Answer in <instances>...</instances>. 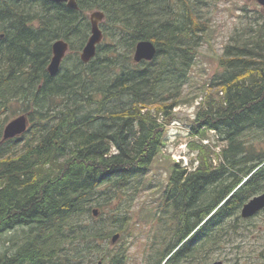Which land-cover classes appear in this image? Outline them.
<instances>
[{
	"label": "trees",
	"instance_id": "trees-1",
	"mask_svg": "<svg viewBox=\"0 0 264 264\" xmlns=\"http://www.w3.org/2000/svg\"><path fill=\"white\" fill-rule=\"evenodd\" d=\"M76 2L71 9L0 0V114L17 101L29 119L20 138L1 142L0 117V239L20 234L11 253L0 251V264L125 263L133 202L150 185L163 142L157 114L165 119L179 103L210 28L201 10L207 0ZM92 10L104 12L100 27L111 34L87 63L76 56L73 68L50 75L53 41L83 47ZM241 10L243 25L220 57L223 72L209 81L221 95L208 97L191 125L225 145L216 165L200 159L188 171L173 163L159 204L143 210L166 230L165 246L146 264H203L242 234L250 218L241 207L264 190V12ZM144 39L156 55L136 63L131 53ZM115 232L118 243L103 253Z\"/></svg>",
	"mask_w": 264,
	"mask_h": 264
},
{
	"label": "rangeland",
	"instance_id": "rangeland-1",
	"mask_svg": "<svg viewBox=\"0 0 264 264\" xmlns=\"http://www.w3.org/2000/svg\"><path fill=\"white\" fill-rule=\"evenodd\" d=\"M243 7L251 12L256 10L264 12V8L256 0H207L201 10L204 18H208L210 28L198 47V54L190 69L189 82L183 87L179 103L165 119L161 112L157 114L156 111L151 110L164 123V137L162 146L151 164L148 175L150 185L140 190L133 202L134 221L126 229L129 235L123 241L127 246V258L124 264H146L150 255L165 246V242L164 244L162 242L166 230L156 219L148 218L143 210L150 206L154 208L159 204L160 186L167 181L173 163H178L180 167L190 171L195 169L200 159L210 161L214 165L219 161V153L225 142L218 138L215 131L202 128L200 133H195L191 125L196 111L205 105L208 97L221 95V92L217 93L216 87L210 88L209 81L217 80L223 72L220 57L235 27L241 28L243 25L240 22L244 18L241 10ZM86 14L89 19V11ZM100 28L105 40L111 33L109 29L106 33L102 26ZM82 48H68L61 66L73 68L75 58L79 56ZM133 54L134 49L131 53L132 60ZM8 106L7 110L0 114V117H4L7 122L24 113L20 110L21 102L11 101ZM20 147L21 142L17 144V148ZM143 214L145 215L142 217ZM241 226L242 234L231 241L227 239L222 241L220 247L207 257L203 264L217 260L225 264H264V210L248 221L242 222ZM18 235L20 234L16 231L4 234L0 239V251L11 253L20 243ZM117 243L118 241L112 244L108 238L107 242L102 243L103 253L108 247L116 246ZM190 264H199V260H192Z\"/></svg>",
	"mask_w": 264,
	"mask_h": 264
},
{
	"label": "water",
	"instance_id": "water-1",
	"mask_svg": "<svg viewBox=\"0 0 264 264\" xmlns=\"http://www.w3.org/2000/svg\"><path fill=\"white\" fill-rule=\"evenodd\" d=\"M55 3L64 2L71 9H77L78 5L76 0H52ZM264 8V0H256ZM90 21V36L88 37L85 45L83 46L79 58L82 62L87 63L96 54L97 45L103 39V32L100 28V22L104 18V12L101 10H92L89 12ZM52 56L50 63L47 67L51 75H55L59 70V65L68 51V42L64 39H57L52 43ZM156 46L150 40H139L134 48L133 61L140 62L141 60L150 61L156 55ZM29 119L27 114H19L18 116L10 119L3 127L1 142L9 139L20 138L28 129ZM264 209V191L247 200L240 210L242 218H251L258 212ZM94 216L98 215L97 209L92 211ZM120 234L115 232L111 236V243L114 244L119 239ZM96 264H102L98 261ZM209 264H225L221 260L213 261Z\"/></svg>",
	"mask_w": 264,
	"mask_h": 264
},
{
	"label": "bare ground",
	"instance_id": "bare-ground-1",
	"mask_svg": "<svg viewBox=\"0 0 264 264\" xmlns=\"http://www.w3.org/2000/svg\"><path fill=\"white\" fill-rule=\"evenodd\" d=\"M65 56H66V54H65ZM65 56H64V57H65ZM64 57H63V59H64ZM63 59H62V60H63ZM50 60H51V58H50ZM61 62H62V61H61ZM49 63H50V61H49ZM49 63H48V65H49ZM48 65H47V67H48ZM60 65H61V63H60ZM60 65H59V68L61 67ZM47 71H48V70H47ZM58 71H59V70H58ZM48 73H49V72H48ZM49 74H50V73H49ZM50 75H51V74H50Z\"/></svg>",
	"mask_w": 264,
	"mask_h": 264
}]
</instances>
